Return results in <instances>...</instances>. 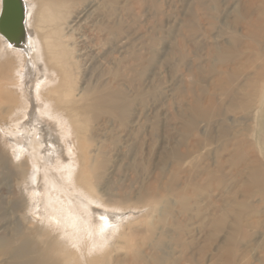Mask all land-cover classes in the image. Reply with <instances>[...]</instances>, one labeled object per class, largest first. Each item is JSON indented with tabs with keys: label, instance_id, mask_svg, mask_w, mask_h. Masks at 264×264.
Masks as SVG:
<instances>
[{
	"label": "rangeland",
	"instance_id": "obj_1",
	"mask_svg": "<svg viewBox=\"0 0 264 264\" xmlns=\"http://www.w3.org/2000/svg\"><path fill=\"white\" fill-rule=\"evenodd\" d=\"M257 1L98 0L95 15L74 35L79 65L71 71L76 94L85 89L92 99L117 90L128 105L123 114L88 115L81 142L85 155L76 152L83 168L88 159L101 174L98 179L90 174L87 178L97 198L107 205L104 210L117 211L122 229L136 234L114 254L125 259V264H132L129 260L137 250L150 259L149 264H158L154 258L160 259L159 264H227L229 250L234 264H264V94L254 101L253 108L235 112L231 104L236 88L228 93L232 98L225 99L219 86L224 76L222 53L232 52L242 63L239 67L248 68L252 58L254 70L264 68V39H251L254 27L249 29L251 20L259 21L256 12L261 0ZM2 4L0 0V16ZM247 12L250 15L241 19ZM30 64L36 67L33 59ZM33 73L34 82L37 77ZM35 90L31 92L37 102ZM208 101H214L217 108L223 106L225 120L212 115L207 122L199 120L197 129L187 133L194 111L207 106ZM2 106L0 240L20 244L29 226L24 220L27 191L21 184V161L2 135L12 116L1 112ZM61 108L63 122L74 125L78 145L82 136L75 118L66 105ZM26 122L32 139L54 133L52 123L37 109L33 121ZM224 128L228 129L225 135L221 134ZM237 142L256 166L230 163ZM175 154L186 155L179 161ZM228 160L222 168L216 166L218 161ZM256 168L260 178L254 183L250 172ZM175 171L191 194L196 185L200 187L189 200V213L182 214L177 200L165 197ZM208 171L213 175H207ZM150 186L163 197L149 198ZM244 203L251 208L229 213L230 207ZM220 221L225 225L218 234L213 224ZM235 221L240 224L237 230ZM155 227L153 241L162 242L157 248L147 239ZM230 235H234V244L226 241ZM8 261L0 255V264Z\"/></svg>",
	"mask_w": 264,
	"mask_h": 264
},
{
	"label": "bare ground",
	"instance_id": "obj_2",
	"mask_svg": "<svg viewBox=\"0 0 264 264\" xmlns=\"http://www.w3.org/2000/svg\"><path fill=\"white\" fill-rule=\"evenodd\" d=\"M23 1L26 29L24 47L10 45L0 34V105L6 106L4 109L1 107V112L12 113L10 125L2 130V135L7 138L10 148L16 151V158L21 161L19 167L24 173L21 184L27 191L24 220L29 226L20 244H14L12 239L0 240V255L9 260L8 264H125V259L115 258L114 254L121 252L128 245L127 240L136 237V234L126 233L122 229L124 226L117 211L104 210L107 205L97 198L96 189L87 178L90 174L98 179L101 174L89 165L88 159L84 161L83 168L76 153L79 150L85 153L81 142L88 115L94 117L97 112L116 115L128 110V105L122 102L123 97L117 90L107 94L99 93L92 99L85 89L79 92L80 95L76 94V78H73L71 69L79 65V60L74 56L77 43H73V37L79 31V26L95 15L98 0H37L39 6L34 0ZM260 4L256 12L259 21L251 20L249 27H254L250 38L258 41L264 39V0ZM247 13L240 18H247L250 15ZM219 58L222 59L221 70L225 78L220 79L219 83L223 97L228 98V93L236 88L232 91L233 110L244 113L253 108L254 101L264 94V86L261 85V71L264 68L254 70L252 58L248 59V68L239 67L242 63L238 58H233L232 52L222 53ZM31 59L36 67L30 64ZM32 73L37 77L34 82ZM34 90H38L37 102L33 100ZM62 105H66L75 118L77 130L82 136L78 145L73 137L74 125L62 120ZM222 107L217 108L215 102L210 101L207 106L196 108L192 121L186 126V132L193 133L199 120L207 122L212 115L225 120ZM36 109L41 117L52 123L55 134L47 132L39 138H31L32 133L26 121H33ZM227 130L222 129L221 134L225 135ZM239 144H235L236 153L230 163L256 166L257 162L250 160L248 152ZM185 155H176V158L182 161ZM228 162L218 161L216 166L222 168ZM207 175L212 176V171H208ZM250 177L257 183L260 178L258 168L250 172ZM197 186L191 194L175 171L165 197H168V201L176 199L182 214L189 213L192 211L189 200L198 194L200 187ZM149 190V198L163 197L155 186H150ZM249 207L247 203L235 205L230 207L229 213H236L237 210L243 212ZM15 208L18 209V204ZM196 212L200 214L199 210ZM164 213L171 214L169 210ZM224 225L220 221L213 224V227L219 234ZM233 227L239 229V221H235ZM156 230V227L151 228L147 237L148 241L156 244L155 248L162 244L161 240L153 241ZM226 241L234 244V235L228 236ZM178 242L181 243L180 240ZM231 255L232 250H229L227 264H234ZM154 259L159 264L160 259ZM149 260L137 250L129 261L132 264H149Z\"/></svg>",
	"mask_w": 264,
	"mask_h": 264
},
{
	"label": "water",
	"instance_id": "obj_3",
	"mask_svg": "<svg viewBox=\"0 0 264 264\" xmlns=\"http://www.w3.org/2000/svg\"><path fill=\"white\" fill-rule=\"evenodd\" d=\"M25 5L23 0H3L0 34L15 47H24L26 40Z\"/></svg>",
	"mask_w": 264,
	"mask_h": 264
}]
</instances>
